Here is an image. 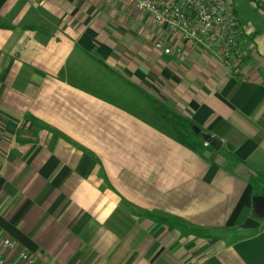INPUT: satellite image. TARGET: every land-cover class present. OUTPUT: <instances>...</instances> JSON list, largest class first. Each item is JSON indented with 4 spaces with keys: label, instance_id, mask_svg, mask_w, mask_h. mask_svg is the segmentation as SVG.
<instances>
[{
    "label": "crops",
    "instance_id": "crops-1",
    "mask_svg": "<svg viewBox=\"0 0 264 264\" xmlns=\"http://www.w3.org/2000/svg\"><path fill=\"white\" fill-rule=\"evenodd\" d=\"M229 2L235 73L125 0H0L7 260L264 264V14Z\"/></svg>",
    "mask_w": 264,
    "mask_h": 264
},
{
    "label": "built area",
    "instance_id": "built-area-1",
    "mask_svg": "<svg viewBox=\"0 0 264 264\" xmlns=\"http://www.w3.org/2000/svg\"><path fill=\"white\" fill-rule=\"evenodd\" d=\"M139 11L149 15L170 36L203 46L215 45L224 68L235 73L246 57L237 37L238 21L229 0H125ZM254 7L264 14V0H251ZM156 47H163L161 42ZM177 51H179L177 49ZM170 54V48H163ZM208 144L207 142L205 143ZM1 248L13 249L14 242L0 238ZM21 260L32 263L25 251L18 253ZM0 264H14L0 253ZM50 264H61L51 262Z\"/></svg>",
    "mask_w": 264,
    "mask_h": 264
},
{
    "label": "water",
    "instance_id": "water-1",
    "mask_svg": "<svg viewBox=\"0 0 264 264\" xmlns=\"http://www.w3.org/2000/svg\"><path fill=\"white\" fill-rule=\"evenodd\" d=\"M205 140L207 143H212L215 148H219L220 146V141L213 138L211 135H205L204 136ZM252 204L255 208V210L258 213V216L264 215V196L261 195H255L252 197ZM254 224H257L256 221L252 218H247L246 221L244 222L243 226L245 228L253 227Z\"/></svg>",
    "mask_w": 264,
    "mask_h": 264
}]
</instances>
